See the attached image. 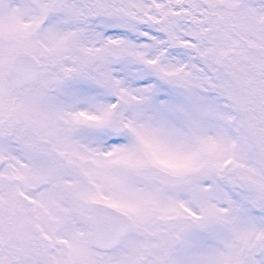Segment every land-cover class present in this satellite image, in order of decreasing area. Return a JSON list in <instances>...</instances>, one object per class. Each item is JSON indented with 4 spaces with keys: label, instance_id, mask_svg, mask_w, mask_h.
<instances>
[{
    "label": "snow or ice",
    "instance_id": "6c2138e0",
    "mask_svg": "<svg viewBox=\"0 0 264 264\" xmlns=\"http://www.w3.org/2000/svg\"><path fill=\"white\" fill-rule=\"evenodd\" d=\"M0 264H264V0H0Z\"/></svg>",
    "mask_w": 264,
    "mask_h": 264
}]
</instances>
